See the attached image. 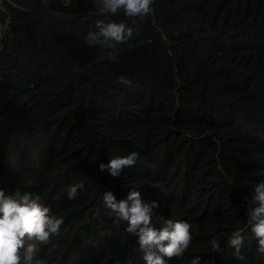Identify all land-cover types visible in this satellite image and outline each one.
<instances>
[{
	"label": "trees",
	"instance_id": "trees-1",
	"mask_svg": "<svg viewBox=\"0 0 264 264\" xmlns=\"http://www.w3.org/2000/svg\"><path fill=\"white\" fill-rule=\"evenodd\" d=\"M152 8L141 21L95 0L0 2V190L39 196L64 221L37 243L45 264H146L102 202L132 190L158 203L157 229V217L192 225L189 249L168 264H264L246 215L264 182V0ZM98 20L133 29L116 62L85 41ZM131 152L139 159L119 178L99 170ZM76 183L84 189L68 199ZM234 231L242 258L227 244Z\"/></svg>",
	"mask_w": 264,
	"mask_h": 264
},
{
	"label": "clouds",
	"instance_id": "clouds-1",
	"mask_svg": "<svg viewBox=\"0 0 264 264\" xmlns=\"http://www.w3.org/2000/svg\"><path fill=\"white\" fill-rule=\"evenodd\" d=\"M153 3L154 0H95L102 12L116 15L122 10L126 17L139 18L141 21L153 13ZM71 4L72 0H63L64 7H70ZM95 29L86 35V43L91 47L100 46L112 50L108 52V56L116 62L117 46L126 43L133 36V29L124 22L106 23L103 20L96 22ZM120 82L132 85L131 80L123 77ZM139 156L137 152L117 156L108 164L100 163L99 170L107 171L113 178H119L125 168L135 166ZM81 189H84L83 183L70 186L68 199H75ZM102 202L114 215L113 223L126 222L125 231L138 238L137 244L143 253L142 261L146 264H168V260L174 257L181 258L192 243V225L186 221L157 217V222L161 224L157 229L152 220L153 210L159 205L155 201L145 202L139 191H130L127 198L122 200H117L112 191H107L102 195ZM252 203L258 206L249 207L246 213L247 225L258 242V253L264 254V182L255 186ZM63 223L62 219L51 214L50 207L41 204L39 196L17 191L14 196L6 197L4 191L0 190V264H45L44 260L37 257V243L46 245L51 237L59 236ZM103 235L111 237L112 234L105 232ZM227 244L234 249L237 258H242V232L234 231L228 237ZM211 249L213 253H220V241L212 239ZM191 264H201V257L193 258Z\"/></svg>",
	"mask_w": 264,
	"mask_h": 264
}]
</instances>
